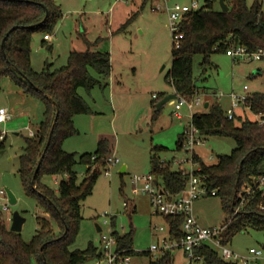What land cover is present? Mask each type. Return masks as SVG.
<instances>
[{
  "label": "rangeland",
  "instance_id": "1",
  "mask_svg": "<svg viewBox=\"0 0 264 264\" xmlns=\"http://www.w3.org/2000/svg\"><path fill=\"white\" fill-rule=\"evenodd\" d=\"M135 1L139 4L137 6L144 4L143 10L126 29L113 34L105 29L109 0H55L63 18L51 33L52 40L49 44H42V34L33 35L31 64L37 72L48 65L51 69L66 65L69 53L84 51L88 42H97L95 49L102 47L108 50L111 40L115 50V72L110 86L95 87L90 93L79 89V94L93 113L77 115L75 127L80 132L63 144L66 152L82 154L94 152L99 139L107 137L113 144L110 155L120 161L110 168L111 176L105 174L107 166L101 170L92 194L83 202V219L71 250H85L90 243L99 246L101 236L110 237L113 230L121 234L133 230V249L136 252L150 251L158 238L165 235L158 228L167 230L168 223L164 216L155 213L149 195L140 190L141 184L133 183V177L150 173L151 149L154 146L166 148L158 155L161 161L171 164L172 171L192 169L191 152L184 148L177 150L176 144L179 135L191 128V112L186 106L182 107V119H178L175 100H172L153 119L152 101H157L153 99V94L160 97L174 91L166 78L171 69L174 43L169 10L175 4L191 7L193 1H197L201 8L209 0ZM254 1L247 0V3L252 5ZM260 2L264 10V0ZM214 8L220 9L219 0L214 3ZM120 15L121 11L115 16V24ZM202 60L200 55L194 58L193 78L204 103L208 100L211 104L220 103L226 111L231 104V94H243L245 86L248 87L247 95L264 94V55L252 61H235L226 52H219L211 55L209 65L203 66ZM92 74L97 76L94 72ZM111 85L114 91H111ZM221 94L223 97L218 98ZM0 108L9 113L8 120L0 124V131L6 133L5 146L0 150V192L7 188L17 199L15 205H11L5 197L1 199L0 220L11 219L13 212H20L26 218L20 234L24 241L29 242L39 227L37 216H45V213L34 198L25 194L18 174L19 156L25 147V138L29 137V128L36 131L43 119L44 105L40 98L25 95L11 77L0 76ZM196 110L203 112L204 108L197 107ZM246 117L253 121L256 119L251 113ZM235 148L236 142L232 138L211 136L195 147V154L206 164H214L219 156L229 155ZM124 165L127 170L120 173ZM74 170L81 181L87 166L78 163ZM155 180L160 181L156 176ZM43 182L56 189L54 177L45 176ZM242 192L243 189L240 196ZM5 204L8 212L3 210ZM194 213L198 223L204 227H219L227 221L217 196L197 200ZM96 224L102 228L100 233ZM228 248L243 255L252 248L262 250L264 254V231L248 227L231 239ZM158 256L155 253H150V256L136 255L131 257L130 264H149ZM173 257L172 264H204L203 261L190 263L178 251L173 252ZM84 264H107V258L102 255ZM258 264H264V260Z\"/></svg>",
  "mask_w": 264,
  "mask_h": 264
},
{
  "label": "trees",
  "instance_id": "2",
  "mask_svg": "<svg viewBox=\"0 0 264 264\" xmlns=\"http://www.w3.org/2000/svg\"><path fill=\"white\" fill-rule=\"evenodd\" d=\"M216 1H206L203 7L185 13L180 24L183 37L178 46L175 41L173 43L171 69L166 78L176 94L187 99H192L198 92L193 78L196 56H202L201 64L206 66L210 64L212 54L227 52L237 45L246 47L249 52L262 50L264 53V11L260 0H255L252 5H248L247 0H225L229 6L227 12L215 9ZM137 14L132 15L122 28ZM62 17V10L55 0H0V76L11 77L25 95L40 98L44 105V116L34 136L25 138L18 174L25 194L34 198L45 213V216H37L39 227L29 242L0 221V264H84L102 256L92 243L85 250H71V246L80 231L82 204L92 194L112 153L109 139L100 138L94 152L80 156L66 152L63 144L78 134L74 117L93 113L79 89L90 93L95 87H107L112 71L111 57L109 52L95 50L97 42H88L84 51L70 52L66 65L57 69L48 65L40 72L35 71L31 64L33 35L51 34ZM164 96L157 95V101H152L153 119L162 109L156 110V105ZM250 105L253 114L264 113V94H253ZM191 124L203 139L219 136L236 142L231 154L219 156L214 164H206L195 155L209 189L216 190L223 212L230 220L224 243L228 245L236 234L248 227L264 231V194L261 191L254 189L234 215L241 200L240 191L264 174V124L238 115L229 119L219 103L195 113ZM183 141L184 133L177 139V150L182 149ZM4 146V140L0 141V150ZM165 150L163 146L152 147L150 173L168 192L177 194L184 188L186 177L172 171L170 163L160 160L158 154ZM78 163L87 166L81 181L74 170ZM45 176L65 178L60 180L55 191L43 182ZM165 220L171 234L180 238L183 218L165 217ZM112 236L122 255L150 256V251L133 249V230L124 234L113 230ZM195 254L204 264H240L224 261L207 246L196 248ZM172 262V253L168 252L150 260L149 264Z\"/></svg>",
  "mask_w": 264,
  "mask_h": 264
},
{
  "label": "built area",
  "instance_id": "3",
  "mask_svg": "<svg viewBox=\"0 0 264 264\" xmlns=\"http://www.w3.org/2000/svg\"><path fill=\"white\" fill-rule=\"evenodd\" d=\"M199 9L197 1H193L191 7L179 4H175L168 12V18L170 27L173 32V38L175 45H179L180 39L183 34L180 31V24L183 20L185 13ZM51 37L45 35V39L49 40ZM227 55L231 56L235 61H252L259 56H263L262 50L257 52H249L244 46L237 45L227 50ZM248 87H244L243 94H231L230 107L225 111L226 116L229 119H234L238 110H245L256 117L255 121L260 124H264V113L253 114L250 105V95L246 92ZM223 97V94L218 98ZM154 99H157V95H153ZM186 106L191 112V118L197 113V107H204V101L199 97V92H196L192 99L177 95L175 99V115L177 118H181L180 110ZM9 118V113L6 109L0 108V124L5 123ZM30 136H34V132L29 130ZM6 133L0 131V141L5 139ZM203 137L201 133L192 124L191 128L185 131L184 141L182 148L187 152H191L190 163L192 169L190 171L180 169L178 172L182 173L186 177L184 188L177 194L168 192L162 184L155 180V176L152 173L142 176H134L133 183L140 185V190L149 195L151 203L155 209V213L164 217H182L181 231L183 235L177 238L171 234L170 226L167 230L164 227L158 228L159 232H165V235L159 237L156 243L150 248V253L158 254L162 256L168 252L183 251L190 263L193 261H201L195 254V249L201 246H207L218 253V255L226 262H234L240 264H258L264 260V254L262 250L250 249L248 254L243 255L236 253L228 248V245L224 243L225 232L230 220L219 227H204L198 223V219L194 213V203L204 197L216 196V190L209 189L206 176L200 172V164L195 159V147L202 144ZM119 159L114 155H110L107 159L106 176H111L109 172L112 166L119 164ZM181 162H178L180 164ZM254 189L261 191L264 194V174L254 178L252 184H247L243 187L241 194V200L239 205L234 211V215L238 213L244 204L245 198L249 196ZM6 196L5 191L0 192V201ZM125 206L127 204L125 203ZM4 211H8L9 208L5 204ZM115 247V249H114ZM101 254L107 258V264H130L131 257L122 255V252L116 249V240L113 236H101ZM158 256V257H159Z\"/></svg>",
  "mask_w": 264,
  "mask_h": 264
},
{
  "label": "crops",
  "instance_id": "4",
  "mask_svg": "<svg viewBox=\"0 0 264 264\" xmlns=\"http://www.w3.org/2000/svg\"><path fill=\"white\" fill-rule=\"evenodd\" d=\"M137 5H139L138 4V2L137 1H135V0H132V2H129V1H126L125 3H123V1L122 0H109V17H107V19H106V24H105V29H109L110 30V32L111 33H115L116 31H121V30H124V29H126L127 28V26L128 25H130V24H128L125 28H122L126 23H127V21L132 17V15H134L136 12H138V14L137 15H139V13L143 10V8H142V5H140V6H137ZM263 9V8H262ZM121 11V15H120V20L117 22V24H115V22H114V19H115V16L119 13ZM124 13H123V12ZM264 11V10H263ZM136 17V16H135ZM63 18V17H62ZM51 38L49 39V40H47V39H45V36L44 35H42L43 36V39L41 40V43L42 44H44V43H48L49 44V42L52 40V36H51V34H48ZM95 50H98V51H106V52H109L110 53V57H111V65H112V71H111V75H110V77H109V79H108V86H110V84H111V82H110V79H112V77L114 76V72H115V64H114V53H115V50H114V48H113V43H111V40H110V46H109V48H108V50H104V48H99V49H95ZM70 54V53H69ZM112 87H111V91H114L115 89H114V87H113V85H111ZM174 92V91H173ZM153 95H155V94H153ZM154 99V98H153ZM206 102H209V105H211V103H210V101L208 100V101H206ZM218 102H219V100H218ZM220 104V103H219ZM205 111V110H204ZM237 115L238 116H240V117H246L247 115L249 116V113L247 112V111H245V110H238L237 111ZM76 118H77V116H75L74 117V124H75V120H76ZM178 119H182V117L181 118H178ZM31 129V127L29 128V130ZM77 129V128H76ZM34 133L36 132V131H34L33 129H31ZM78 130V133L80 132V130L79 129H77ZM28 136H30V133H29V135ZM103 136V135H102ZM101 137V136H100ZM102 138V137H101ZM107 138V137H106ZM109 142H110V146H111V148L113 149V144L111 143V141L109 140ZM97 148V147H96ZM84 153H92V152H83L82 154H84ZM77 154V153H76ZM82 154H77L78 156H80V155H82ZM125 167H126V170H127V166L126 165H124ZM122 169V168H121ZM87 171V170H86ZM125 173V172H124ZM78 174V173H77ZM85 176V175H84ZM83 176V177H84ZM52 177H54V179H55V185H56V189H54L55 191H57L58 190V184H59V182H60V180H62L63 178H65V176H52ZM159 182H161V181H159ZM45 183V182H44ZM7 198V197H6ZM9 211V210H8ZM8 211H5V212H8ZM11 218H12V216H11ZM0 221H3L7 226H8V228H10V226H11V219H10V217L9 218H7L6 220H0ZM7 221L9 222L8 224H7ZM25 224V223H24ZM24 224H23V226H24ZM23 228V227H22ZM99 233V232H98ZM159 239V238H158ZM96 248H98V250H99V253L101 254V243L99 244V246H95ZM178 252H181V253H183V255L184 256H186L185 255V253L183 252V251H178ZM172 257H173V253H172ZM173 261H174V257H173Z\"/></svg>",
  "mask_w": 264,
  "mask_h": 264
},
{
  "label": "water",
  "instance_id": "5",
  "mask_svg": "<svg viewBox=\"0 0 264 264\" xmlns=\"http://www.w3.org/2000/svg\"><path fill=\"white\" fill-rule=\"evenodd\" d=\"M219 5L222 12H227L229 10V6L226 4L225 0H219ZM176 98H177V94L175 91L170 94H166L164 98L157 103L156 110H160L166 103L175 100ZM208 107H209V102H205L203 107L204 110H207ZM124 172H126L125 166H123L122 169L120 170V173H124ZM5 192L8 202L11 205H15L17 203V199L15 195L12 193V191L6 188ZM25 222H26V218L20 212L18 211L13 212L11 218L10 230L12 232L21 233L23 224ZM95 226L97 232L100 233L102 231V228L98 224H96Z\"/></svg>",
  "mask_w": 264,
  "mask_h": 264
}]
</instances>
